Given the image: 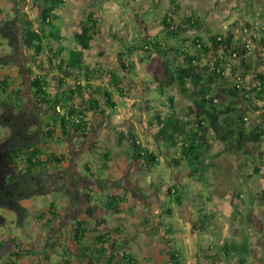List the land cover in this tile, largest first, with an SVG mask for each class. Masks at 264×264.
<instances>
[{
    "label": "trees",
    "instance_id": "16d2710c",
    "mask_svg": "<svg viewBox=\"0 0 264 264\" xmlns=\"http://www.w3.org/2000/svg\"><path fill=\"white\" fill-rule=\"evenodd\" d=\"M32 1H39L42 7L38 27L34 26L32 19L27 18L25 11L16 9L12 16L5 18L0 15V37L6 40L10 49L9 53H0V69L16 64L15 55L19 54L21 49L31 50V65L27 68L29 80L24 79L19 84L14 83L9 76L0 79V126L10 129L6 139L13 140V152L22 164V169L28 174H33L50 161H62L60 156L46 153L45 148L58 129L62 136L70 133L86 136L89 127L87 112L95 110L105 113L106 110L101 107L98 96L90 95V98L85 99L82 95L84 89L93 86L91 80L103 78L104 73H107L111 79L110 87L120 96L126 94L127 87L123 74L113 69L107 70L100 60L94 65L87 61L85 53L91 49L98 31L96 11L87 13L81 21L80 30L75 32L71 40L73 45L69 47L65 44L69 39L63 34L62 26L55 23L60 17L57 10L64 5L65 0ZM254 14L252 11V15ZM239 22L235 21L224 32L213 33L211 28L207 27L209 36L206 37L203 33L205 24L201 18L194 14L181 17L168 11L161 18V30L147 36L140 35L138 40H133L129 45L124 43V48L119 53L120 65L126 71L135 68L134 60H127L135 53L141 63L151 61L154 56L159 57L161 69H152L149 72L151 77L146 81L149 85L144 88H154L161 98L168 89L176 86L190 101L185 108L187 119L176 113L173 108L166 114L158 109L151 110L148 106L153 101L149 98L145 109L149 114L155 113L152 115L157 126L155 140L167 145L168 157L164 160L173 168L183 166L190 179L205 184L209 183L206 176L208 170L216 166V154L212 152L214 140L222 145L223 151L233 152L235 155L244 154L251 160L256 158V155L251 149H246L247 146L253 144V148H257L264 140V113L260 115L259 122L246 125L249 121L248 108H260V103H264V27L257 26V30L249 35L261 46L258 56L250 59L251 48L247 38L244 34L237 36L235 31ZM253 23H241V29L251 32ZM229 60L238 61L239 65H233ZM240 69H243L242 72ZM24 72L20 69L19 73L25 78ZM52 72L61 76L59 82L63 86V89L59 88L55 93L49 88V76ZM69 78L73 80L72 85H69ZM80 79L86 80V83L82 84ZM28 87L34 107L42 111L38 116L27 109L26 99L21 96V92ZM95 90L105 98L109 108H115L116 100L111 89L98 86ZM220 95H223V99ZM76 96L81 97L84 108L73 103ZM168 99L173 102V97H167ZM160 101L166 104L164 99L161 98ZM151 123L154 121L151 120ZM119 134L118 142H122L121 137L130 140L134 159L143 160L149 166L159 164V158H162L160 151L157 153L147 146L142 147L137 136L131 132L126 136L121 130ZM44 154H48L46 159ZM109 154L110 152L106 153L105 157ZM246 164L247 162H244L243 166ZM86 168L90 170L88 164ZM259 170L260 167L256 166V172ZM180 188L181 192L176 183L168 188L169 194L176 192L178 205L190 195ZM235 196L239 198L240 193ZM123 199L124 197L111 196L105 208L112 213H118L121 211L120 202ZM258 201L260 205H264V190L258 195ZM205 210L202 207L199 218L196 219V228H199L201 223V227L207 229L213 222L215 215L205 226L206 220L212 215ZM15 212L18 215V223L22 225L21 219L29 216L28 208L19 204ZM50 213L49 220L61 216L54 204L50 206ZM72 225L74 232L71 239L74 247L64 245L57 239L52 243L53 246H62L63 257L59 264H140L134 254L126 250L121 252L122 259L116 263L117 254L109 247L112 231L99 232L94 228L91 230L93 234L87 236L84 221L75 220ZM115 231L119 233L120 227ZM4 242L3 240L0 246H3ZM15 246L5 264H17V260L22 256L34 253L36 249L33 243H28L26 248H21V242L15 243ZM209 250L210 252L203 251L202 257L210 264H216L221 259L224 264H247V253H250L246 237L240 241H226L217 251L211 252V247ZM70 254L76 258L75 261L70 258ZM170 255L171 264H185L180 252L171 250Z\"/></svg>",
    "mask_w": 264,
    "mask_h": 264
},
{
    "label": "rangeland",
    "instance_id": "374dc122",
    "mask_svg": "<svg viewBox=\"0 0 264 264\" xmlns=\"http://www.w3.org/2000/svg\"><path fill=\"white\" fill-rule=\"evenodd\" d=\"M20 1L21 2L18 3L19 9L21 11H25V13L27 14V18H29V16L34 17L40 12L37 7L35 8L31 5L30 0ZM100 1L101 0H66V3L58 10V12L62 16V20L64 21L63 26L65 32L72 39L74 33L77 30H80V21H82V19L86 17L87 12H90L92 10L94 11V9H101L103 11L104 19L102 21V16L97 15L98 21L100 22L99 29L95 37V45L93 47L94 49L91 53H89L87 61L88 63L94 64L97 60L100 59L101 61H103V63L105 62V65H115V67H117V63L119 64V61H117L115 57L107 60L110 55L105 56V54H100L99 52H105V49L108 48L109 43H116L119 35L120 38L129 41L132 36H137L138 32L141 35L142 33L148 34L150 31L153 32L158 31L159 29L161 30V16L163 15V13L166 14L167 9L170 6V0H164L162 2V5H157V7L159 8H155L154 0H144L143 3H147L148 1V3H150V7L152 6V8H147V10L139 7V4L141 2L135 4L132 3L133 9H131L129 7V0ZM175 1L177 2V0ZM218 2L219 0H208V3L211 4L213 8L218 4ZM227 2L230 1H226L224 6L222 5L217 9L218 11L215 12L217 13L216 16H214V14L212 13L210 15H204L203 17V19L207 21L206 28H211L213 33L221 31L224 32L231 27L233 15L230 12L231 4ZM254 2L259 7H262L264 5V0H254ZM245 5L248 6V4L242 3L241 8L245 9ZM181 6H184L183 12L184 9H187V12L190 14L191 5L187 0H183L181 2ZM134 8L138 13H146L141 14L142 16L147 15L148 24L146 25V29L138 27L136 21H134L133 15L131 13L135 12ZM251 8L252 9H250V11L251 13L253 11V14H256V12L259 11V8L257 6ZM96 11L100 13L98 10ZM9 15H11L10 12ZM5 17H7V15ZM120 17L122 19H125L123 20L124 22H122V19ZM134 23L136 24V26L133 25ZM260 23V19H257L251 25V32H244L243 29H241V26H243L241 23H239V25L237 26L238 28L235 29L237 36H241L242 34H244L243 36L247 38V43L250 44L251 48V52L249 55L250 59H255L257 54H259L260 52L259 48L261 46L259 45V42L252 40L249 36L250 33L252 34V31L257 30V26H259ZM111 24L113 26H110ZM38 26L39 25H37V27ZM206 28L205 30H203V32L207 37L209 35H207L208 32H206ZM2 41L5 42L6 40ZM71 45H73V43L70 42V46ZM23 50L25 49L23 48L20 50V54ZM148 62H146L148 65H146V69L144 68L145 71H143L142 69H138L136 66L138 64V57L136 55L134 56L133 62L135 68L133 67V69H130L129 71H126L125 68H123V71L125 70V73H122V70L120 69V73L124 75V83L126 86H128L129 90L127 95H123L125 97H122L120 99L121 103H118L119 115L115 116L113 122L110 121V123H116L115 125H117V127L119 128H130L131 123H133V121H136L138 125L141 124L142 127L147 130H156L155 119H152L155 123L154 126H150V124H143V122L145 123V119L148 118L147 114L149 113L145 109L146 104H140V98L141 95L144 94V92L146 93L145 96H149V99H154V102L148 106L151 108V110L158 109L163 114H166L170 109L173 108V110L180 116H183L186 119L188 118V114L186 113L187 111L185 110V108L190 101L184 96V94L179 90L178 87L174 86L168 89V92L165 95H161V98L166 101L165 105L160 101V95L155 92L154 88L150 87L148 90L143 88V85L144 87L146 85H149L148 82H144V80L147 79L146 81H148L151 77L149 75V72L152 69H161V60L159 57L154 56L151 61ZM230 62L233 65L234 63L235 65H239L238 61L229 60V63ZM230 69L231 67L228 68V70ZM36 70L38 69L36 68ZM16 75H18L20 78H18L16 82L23 79L22 75L18 74V72L16 73ZM29 77L30 76L27 73V78ZM21 96L26 99L25 102L27 109L32 110L34 115L38 116L42 112L41 110L34 107L33 97L30 96L29 87L21 92ZM167 97H173V102H171L169 99L167 100ZM220 97L221 99H223V95H220ZM260 105V108L254 106L248 108L247 112L249 113V121L246 124L247 126L252 124L254 125L260 121V115L264 113V103H260ZM154 114L155 113H153V115ZM9 130L10 129L7 127L0 126V139L7 137L9 134ZM146 136L148 139L149 136ZM146 136L142 137V140L145 139ZM253 146V144H249L246 148L251 149L253 154L255 153L256 155V158H253L251 160L250 158L247 159L244 154L235 155L233 152H225L222 150V145L218 144L216 140L213 141L212 152L216 154V157L214 159L216 166L210 168L206 174L207 180L209 178L210 184L212 185L213 189H215V195H217L213 203L207 199L209 193V187L207 188L208 185L202 184L201 182L195 180L188 181V179L185 177L188 175V173L183 166L177 167V172H175L176 176L171 175L170 173L171 182H179L180 180H182L183 182H185L183 185L184 187H191V192L196 194V209L197 205L200 203L204 204L203 208H205L208 213H212V215H210V217L206 220L205 226L208 225L211 218L215 215V212L209 211V208L216 210L215 219H218L215 220V225L218 230L217 232H215L216 234L211 233V231L205 230H194V233H192V223L191 221H188L189 218L186 216L187 201L184 200L185 203L180 208V215L177 217L178 223H180L181 227L184 229L182 234H179L175 238L176 243L180 246V248L174 247L173 251L175 253L180 252L182 259L184 257V260L186 262H184L185 264H210L202 257V252H210V247L207 246L212 245L213 241L224 239V237H226L227 240L232 239L236 241H240L241 239L246 237L249 242L250 252L247 253V264H264V205H260L258 201V195L262 190H264V140L259 147L253 148ZM48 148L50 150H54V146L52 147V145ZM155 151L158 153V150ZM74 155L76 156V154ZM244 162H247L245 166H243ZM158 163L159 164L157 165V168L161 170V165H164L166 162L162 159ZM256 166L260 167V170L257 172ZM78 169L79 172H85L84 169ZM79 172L76 170L75 164L73 166L67 164L66 166L60 167L59 172L56 174L57 179L54 180L52 185L50 186L48 184H43L44 188L42 189V192H40L36 188L35 183H31V187L33 190L32 197L22 200V204L25 205L29 210V216L26 219H21V222H23L22 225L18 223V216L15 213L10 210H0V213L4 217L3 220H0V244L3 240L5 241L3 243V246H0V264H5L9 261L10 253L16 248L15 243L17 242H21L22 244L23 242L33 241L36 245H38L36 254L24 256L22 259H20L21 261L19 260L23 264H39L38 261L40 260V257L44 255V249L48 250L50 248L49 241L55 239L56 237L60 238V241L63 242L64 245L73 246V241L71 239L72 223L73 221H75V219H81L83 215L85 216V212L86 210H88L86 207H84L85 203H83V205L81 206V199L78 198L80 195V190L77 188L79 187L77 182L80 183L79 185L81 187L92 185V183L89 182V180L85 179V177H82ZM158 179L160 181L162 180L160 177ZM178 184L179 183H176L181 192V188ZM147 185L148 182L146 180V176L144 175L143 184L140 185V187H144L146 189ZM238 193H240L239 198L235 196ZM71 196V201H66V199ZM201 197L202 201L198 202V199ZM188 199H191V196H189ZM137 200L139 201V199ZM95 202H97V199L95 200ZM131 203H123V205L121 206L123 207V215L121 218L122 220H117L118 223L124 222L127 226L128 231L124 236V244L125 246H129V248H121V251L126 250L134 252L135 254L141 256H149V253H151L152 257L153 255H160L162 256V261L164 262L159 263L158 261H156L152 262L151 264H171L170 262H168L169 260H165L166 258H169V254L168 256L166 255L163 245L156 241L154 244H152V248H149L151 244V238L147 236L145 239H143L142 237L146 235V232L139 231L137 228L139 224L143 225L141 223V218L148 214L147 209L140 208L139 206V208H137L135 204ZM52 204L58 207L60 209L59 213H61V216L59 218H56L55 220H49V218L51 217L50 206ZM91 212L93 215L97 216L96 209H93V211L91 210ZM184 215L186 216V218L183 217ZM136 217H138L137 220H135ZM195 217L198 218V210L195 212ZM174 219L175 216H173L172 219L170 217L167 218L169 222L173 221ZM199 226L201 228V223H199ZM143 227H150V224H144ZM134 230L136 231L133 232ZM91 234V232L87 233L88 236H90ZM111 243L112 241H110L109 247H111V251H113L114 247L111 245ZM21 246L24 247V245ZM40 246H44L42 250L43 253L41 250H39ZM156 246H159V250H161L162 253L155 252V250L157 251ZM150 249H152V252H149ZM212 252L214 251L212 250ZM71 255L72 254H70V258L75 261L76 258ZM118 255L120 258H117L116 263L121 260L122 256L119 250H117V257ZM59 256L62 257V254H60ZM152 257L151 259H153ZM57 260L58 257L53 263L59 264ZM217 264H224V261L221 259L217 262ZM229 264L233 263L230 262Z\"/></svg>",
    "mask_w": 264,
    "mask_h": 264
},
{
    "label": "crops",
    "instance_id": "0c3cea01",
    "mask_svg": "<svg viewBox=\"0 0 264 264\" xmlns=\"http://www.w3.org/2000/svg\"><path fill=\"white\" fill-rule=\"evenodd\" d=\"M30 1H31V5L34 6L35 8L37 7L38 10L40 11L34 17L29 16V19L33 20L34 26L37 27L38 23L40 22L39 18L41 17L42 7H41L39 1H35V2H33L32 0H30ZM163 1L164 0H154L155 8H159V7H157V5H159V6L162 5ZM182 1L183 0H177V2H178L177 3L175 0H170V6L167 9V12L169 11V12L176 13L178 16H181V17L186 16V15H190V14H194L195 16L201 18V20L205 24V28H206L207 21L205 19H203L204 15L206 16V15H210L213 13L214 16H216L217 13H215V12L218 11L217 9L220 8V6H222V5L224 6L226 1H230L227 3L231 4L230 12L233 15V20L231 21L232 23H234L237 20L240 21L239 23H245L246 21L255 22L257 19H260L261 23L259 25H262L264 27V16L261 17V15H264V5L262 7H259L257 4H255L254 0L253 1L252 0H248V1H245V0L244 1H242V0H237V1H235V0H219L218 4L214 8L211 6V4L208 3V0H201V1H198V0H190L189 1V0H187L189 2V4L191 5L190 14L187 12V9H184V12H183L184 6H181ZM231 1H232V3H231ZM19 2H21V1L20 0H18V1H16V0H0V15L4 18L6 15L12 16L14 14V12L16 11V9L20 10L19 5H18ZM129 2H130L129 7L131 9H133L132 3L135 4V3H139V2H141L139 4V7L144 8V10H147V8H152V6L150 7V3H148V1H147V3H143L144 0H129ZM65 3H66V0H65ZM242 3H246V4H248V6L245 5V9H242L241 8ZM254 6H257L259 8V11H257L256 14L252 15L250 9H252L251 7H254ZM247 7H249L248 10H247ZM135 8H137V7H135ZM135 8H134L135 12H131L133 15L134 21H136V24L138 27H142V28L146 29V25L148 24L147 15H145V16L141 15V14H146V13H138L135 10ZM8 10H9L11 15H9ZM58 10H57V12H58ZM96 10H98L100 13H98ZM94 11H96V13H97L96 17H97V15L102 16L101 20L103 21V19H104L103 11L101 9H94ZM58 14L60 15L59 12H58ZM163 15H164V13H163ZM162 16H161V18H162ZM84 19H82V20H84ZM242 19H243V21H242ZM97 20H98V17H97ZM123 20H125V19H122V22H124ZM119 21H121V20H119ZM55 23L57 25L62 26L63 34L66 35L67 38L69 39V40L65 41V44L68 45L69 47H71L72 45L70 46V42L73 38L71 39V37H69V35L65 32L64 26H63L64 21L62 20L61 15H60L59 19L55 20ZM80 23H81V21H80ZM99 24H100V22L98 21V29H99ZM136 24L134 23L133 25L136 26ZM110 26H113V25L111 24ZM236 28H238V27H236ZM78 31L79 30H77L76 32H78ZM158 31H153V32L150 31L148 34L142 33L141 35L147 36V35L156 33ZM139 38H140L139 32H138L137 36H132L129 39V41L120 38V35H119V38H117V40L115 39L116 43L115 42L109 43L108 48L105 49L106 51L105 52L100 51V52H102V54H105V56L110 55L107 60L111 59L112 57L113 58L115 57L116 60L119 61V58H120L119 53H120L121 49L124 48V43H125V45H129L130 42H132L133 40H138ZM2 40H4V39H2L0 37V53L1 52H2V54L9 53L10 49L8 48V46L6 44V41L3 42ZM94 45H95V39L92 42L91 49H89L85 53V56L87 54V56H86L87 58H88L89 53H91L93 51ZM30 51H31L30 49H25L22 51L21 54L20 53L16 54L15 55V57L17 59L16 64H13L10 66H3L0 69V79H3L6 76H9V78L12 79L14 81V83H16V80L19 78V76L16 75V73L18 72V74H20L19 72L21 69V70L25 71L24 73H26V77L25 78L22 77L23 79L21 78L22 80H19L17 83L20 84V81L22 83L24 79L29 80L30 78H27V73H28L27 68L28 67L30 68V65H31L30 64L31 58L29 57ZM136 55H137V53L134 54V56H136ZM134 56L131 58L130 57L127 58V60H131V59L134 60ZM257 56H258V54H257ZM101 62L103 63V61H101ZM94 64H92V65H94ZM146 65H148L146 62L141 63L138 60V64L136 66L138 69H142L143 71H145ZM104 67L107 70L113 69V70H116L118 73H120V71L122 70V73H125V71H123V67L120 65V61H119V64L117 63V67H115V65H105V64H104ZM262 69L264 70V66H262ZM122 73H120V74H122ZM60 77L61 76L57 72H52L50 74V76H49L50 87L49 88H50V91L52 93L57 92L59 88L63 89L62 84H60V82H59ZM68 80H69V85H72L73 80H71V78H69ZM146 80H144V82H146ZM81 82H82V84H85L86 80L82 79ZM27 83H28V81H27ZM91 83L93 86L88 87L87 89H84L82 92V95H84L85 99L90 98V95L98 96L100 98L101 107H104V109L106 110L105 113L103 114L100 111H95V110H90L87 112V119L89 120V127H88V132H87L86 136H79V135H76L74 133H70L67 136H64V135L62 136L60 129H58L55 136L52 139L48 140V142L45 145L47 147H45V148H46V153H48V154L53 153V155L60 156L62 158V161L60 163L55 162V161H50L49 163L45 164L44 166H47L52 171L59 172L60 167L66 166L67 164L68 165L70 164V166L71 165L73 166L75 164V168L78 172H79L78 168L85 170V172H83V173H82V171H80L79 174L82 177H85V179L89 180V182H91L92 185H88L87 187H85V186L81 187L79 185L80 183L77 182V184L79 186L77 188L80 190V195L78 198L81 199V201H80L82 203L81 206L83 205V203H85L84 207H86L88 209L85 212V216L83 215V217L81 219H77V220L84 221V227L86 228V235H87V233L91 232L92 229L94 230V228L97 229L96 231H99V232L112 231L113 236H112L111 245L114 247L113 252L117 254V250L122 252L121 248H124V247L129 248V246H125V244H124V236L128 232L127 226L125 225L124 222L118 223L117 220H120L122 218L123 207H121V206L123 205V203L124 202L125 203H131L132 202L131 204H135L137 206V208H139V207L140 208H146L148 211V214H146L144 217L141 218V223L143 225L144 224L145 225L150 224V227L145 228L141 224H139L137 227L139 231H145L146 232V235L142 238L145 239L147 236H149L151 238V240H150L151 244H150L149 248H152V244H154L156 241H158L161 245H163V248H165L164 250L166 252V255L168 256V254H169V256H168L169 258H166L165 260H167V261L169 260L168 262H170L171 250H174L173 249L174 247L180 248V246L176 243L175 238L179 234L181 235L183 232V229H184L181 227L180 223H178V219H177V217L180 215L179 210L182 207V205L185 203L184 200L187 201L186 202L187 203L186 204V209H187L186 216L189 218L188 221L189 222L191 221V223H192V225H191V227L193 229L192 233H194V230L211 231V233L217 232L218 230H217V227L215 225V220H218L217 218L215 219L216 210L209 208L210 209L209 211L215 212V217L213 219V222L208 226L207 229H204L202 227L196 228V226H195L196 225V219L199 218V214L201 213V209L204 206V204H200V203L198 204L197 203L198 205H197V209H196V207H195L196 202H195V196H194L195 194L191 192V190H190L191 187H184L183 185L185 182H183L182 180H180L179 182H171L170 173H171V175H175V172H177V170H176L177 168H173L169 163H167L164 160L168 157V148H167L166 144L159 143L155 140L154 134L157 130V126L155 125L156 130H154V129H152V130L148 129L147 130L144 127H142L141 124L138 125L136 121H133V123H131L130 128H128V127L119 128V127H117V125H115L116 123H114V124L110 123V121L113 122V120L115 119V116L119 115L118 103H121L120 99L122 97L124 98L125 96H120V94L114 88L110 87L111 79L107 73H104L103 78H94L93 80H91ZM98 86L108 87L109 89H111L114 92V98L116 100L115 108H109L106 105L105 98L102 97V95L100 93L96 92L97 90H95V88H97ZM143 88H144V85H143ZM128 90H129V88L127 86L126 87V95L128 93ZM117 94H119V95H117ZM145 94L146 93L144 92V94L141 95L140 104L141 103L146 104L149 96H147V95L145 96ZM81 100H82L81 97L76 96L73 103L75 105L81 107V108H84V103ZM151 100L154 102V99H151ZM152 115H153L152 113L151 114L148 113L147 114L148 118L145 119V123L143 122V124H145V125L150 124V126L151 125L154 126L155 123H151ZM139 121H140V118H139ZM43 129H45V128L43 127ZM41 130H42V128H41ZM121 130L124 132V134L126 136H129L130 132L133 133L134 136L136 135L138 138V141L140 142L142 147L147 146L154 151L155 150L160 151L162 153V155H161L162 158H159V161H161L163 159L166 162L164 165H161V170H159L157 168L158 164L156 166H149L143 160L134 159L132 157L133 151H132V147H131L132 145H131L130 140L128 138L121 137L122 142H118L119 137H120L119 132ZM9 134H10V130H9ZM146 135L149 136L148 139H147ZM145 136H146V138L142 140V137H145ZM51 145H52V147L54 146V150H52V149L50 150L48 148ZM108 152H110V154L107 157H105V154ZM48 154H44L43 157L46 159V156ZM74 154H76V156ZM87 164L90 167V170H88L86 168ZM144 175L146 176V180L148 182L146 189L144 187H140V185L143 184ZM187 176H185V177L188 179V181L192 180ZM159 177L162 179L161 181L158 179ZM208 182H209L208 184H205L202 182L201 183L208 185L207 188L209 187L208 188L209 193H208L207 199L213 203L214 200L216 199L217 195H215V189H213L212 185L210 184L209 178H208ZM175 183H179V186L182 187V189L185 193L189 192L190 193L189 196H191V199H188L189 197H187L183 200L182 204L178 205L177 194H175L176 192L173 194H169V192H168V188ZM111 196L124 197V199L120 202L121 211L118 213H112V211L107 210L105 208L106 202L110 199ZM71 199H72V196L68 197L66 199V201L68 200V202H70ZM96 199H97V202H95ZM137 199H139V201ZM201 201H202V198H199L198 202H201ZM210 207H211V205H210ZM56 208H57V211L60 212V209L58 207H56ZM93 209L94 210L96 209V215L97 216L92 214L91 210L93 211ZM170 209H172V211ZM197 210H198V218L195 217V212ZM205 212H207V210H205ZM173 216H175V219L173 221L169 222L167 220V218L170 217L172 219ZM186 216L184 215L183 217L186 218ZM192 218H193V220H192ZM137 219H138V217H136L135 220H137ZM147 220L149 222L144 223V221H147ZM117 227H120L119 233H117L115 231V229ZM135 231L136 230H134L133 232H135ZM73 232L74 231H73V225H72V231H71L72 236H73ZM91 233L93 234V232H91ZM154 238H156V239H154ZM56 239L60 240V238L58 239L57 237L53 240H50L49 241V247L50 248L48 250L44 249V253L42 251L44 246L43 247L40 246L39 250H41L44 255L42 254L43 256L40 257V260L38 261L39 264H54L53 262H55L57 257H58V260H57L58 262L62 260L63 255H62V257L59 256L60 254H63L62 246H60L59 244L57 246L56 243H55L56 246H53V244H52L53 241ZM167 239H169L170 241H168ZM226 241H236V240H232V239L227 240V238L224 237V239H219L217 241H213V244L208 245L207 247H211L213 251H217L220 248V246L223 245ZM28 243H33L35 245L36 249H35L34 253L32 252L31 254H36L37 249H38V245H36L35 242H33V241L23 242V244H21V245H24V247L21 246V248L28 247ZM62 244H63V242H62ZM156 247H157V251L155 250V252L156 253H162V251L159 250V246H156ZM149 252H152V249H150ZM50 253H52V254H50ZM132 253L135 256L136 261L138 263H141V264H145V263L151 264L152 262H156V261H158L159 263L164 262V261H162V256H160V255H153V257H152L151 253H149V256H141V255L135 254L134 252H132ZM24 256H22L20 259H22ZM27 256H29V255H27ZM151 257L153 259H151ZM117 258L118 259L120 258L119 255ZM121 259H122V257H121ZM146 259H147V261H146ZM19 260H17V264H23L22 262H20L21 260L20 261ZM206 261H208V260H206ZM183 262H185L184 257H183ZM217 262H216V264H217Z\"/></svg>",
    "mask_w": 264,
    "mask_h": 264
},
{
    "label": "flooded vegetation",
    "instance_id": "af4514ba",
    "mask_svg": "<svg viewBox=\"0 0 264 264\" xmlns=\"http://www.w3.org/2000/svg\"><path fill=\"white\" fill-rule=\"evenodd\" d=\"M6 138L0 139V210H10L17 215L15 208L22 204V200L32 197L31 183L42 192L43 184L52 185L58 172L41 166L33 174H28L13 152V140ZM3 219L0 213V220Z\"/></svg>",
    "mask_w": 264,
    "mask_h": 264
}]
</instances>
